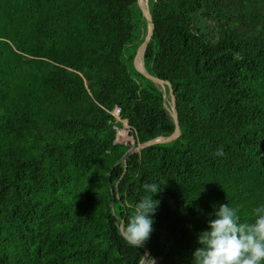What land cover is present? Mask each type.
I'll return each instance as SVG.
<instances>
[{
    "label": "trees",
    "instance_id": "16d2710c",
    "mask_svg": "<svg viewBox=\"0 0 264 264\" xmlns=\"http://www.w3.org/2000/svg\"><path fill=\"white\" fill-rule=\"evenodd\" d=\"M148 2L143 67L179 135L122 160L119 128L133 145L176 128L167 84L132 63L137 0H0V264H142L145 246L192 264L215 206L250 222L264 203V0ZM148 182L165 184L135 247L122 224Z\"/></svg>",
    "mask_w": 264,
    "mask_h": 264
},
{
    "label": "clouds",
    "instance_id": "9594fccd",
    "mask_svg": "<svg viewBox=\"0 0 264 264\" xmlns=\"http://www.w3.org/2000/svg\"><path fill=\"white\" fill-rule=\"evenodd\" d=\"M217 155H223L222 148ZM163 186L159 182L143 184L145 195L122 224V236L130 245L139 247L150 238L160 204L154 196ZM208 215L207 227L197 237L199 247L192 253V264H264V203L253 209L250 222L228 203L215 206Z\"/></svg>",
    "mask_w": 264,
    "mask_h": 264
},
{
    "label": "water",
    "instance_id": "95a60500",
    "mask_svg": "<svg viewBox=\"0 0 264 264\" xmlns=\"http://www.w3.org/2000/svg\"><path fill=\"white\" fill-rule=\"evenodd\" d=\"M140 8H141V11H142V14L144 15V17H146V14L145 13H149L150 17L152 18V23H151V29L149 32H147L146 34V37L144 38V41L138 46L137 50L139 48H142L143 47V51L151 37V34H152V31H153V28H154V25H155V20H154V17H153V14H152V11L150 9H148V7L146 6H141L140 5V2L139 0H137ZM147 19V18H146ZM137 52V51H136ZM136 55V53H135ZM135 55L133 57V60H132V63H133V66L135 67L136 70H138L139 72H141L142 74H144L145 76H147L148 78H150L151 80L159 83L161 86L163 85V83H166L167 84V87H168V91H169V94H170V97H171V101H170V105H171V115L173 116L174 118V121L176 123V128L174 130L173 133H171L169 136L167 137H163V136H160V137H157V138H154L152 140H149V141H146L144 143H141V144H137V145H130L128 147V149L126 150V152L124 153V155L121 157L122 160L125 159L126 156L130 155L131 153H133L134 151H137V150H140L142 147H145L149 144H152V143H157V142H165V141H169V140H172L174 138H176L178 135H179V128H178V123H177V114H176V111H175V99H174V95L172 93V88H171V85L170 83L167 81V80H164V79H160V78H157V77H153L151 75H149L144 67H143V59L141 60L140 64L137 66L135 63H134V58H135ZM142 58H143V52H142ZM128 135H131V131H128ZM148 254V249L147 247L145 246V253H144V256H143V260L145 259V256ZM142 260V261H143ZM158 258L155 259V261H157ZM154 261V262H155Z\"/></svg>",
    "mask_w": 264,
    "mask_h": 264
},
{
    "label": "rangeland",
    "instance_id": "374dc122",
    "mask_svg": "<svg viewBox=\"0 0 264 264\" xmlns=\"http://www.w3.org/2000/svg\"><path fill=\"white\" fill-rule=\"evenodd\" d=\"M139 2H140V5L142 7L143 6L150 7L148 0H139ZM147 25H148V23H147ZM140 53H141V49H140V51L138 49L137 50V57L140 55ZM117 140L124 142L126 144H129V145L132 144L131 137H130V135H128V127L126 125L123 128L118 129ZM155 259H156V257H153L152 259H147V257H145V259L142 261V264H154Z\"/></svg>",
    "mask_w": 264,
    "mask_h": 264
},
{
    "label": "bare ground",
    "instance_id": "6f19581e",
    "mask_svg": "<svg viewBox=\"0 0 264 264\" xmlns=\"http://www.w3.org/2000/svg\"><path fill=\"white\" fill-rule=\"evenodd\" d=\"M147 7V6H146ZM146 14V18H147V21H148V25H147V32L150 31L151 29V19H150V15L149 13H145ZM141 49V53L140 55L137 57V52H136V57H135V64L138 66V64H140L141 60H142V52H143V47L140 48ZM138 58V63L136 62ZM170 111V110H169ZM146 257V256H145Z\"/></svg>",
    "mask_w": 264,
    "mask_h": 264
},
{
    "label": "built area",
    "instance_id": "2783aa9c",
    "mask_svg": "<svg viewBox=\"0 0 264 264\" xmlns=\"http://www.w3.org/2000/svg\"><path fill=\"white\" fill-rule=\"evenodd\" d=\"M118 111H119V109L117 108L114 110V113L117 114Z\"/></svg>",
    "mask_w": 264,
    "mask_h": 264
}]
</instances>
